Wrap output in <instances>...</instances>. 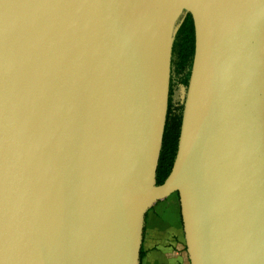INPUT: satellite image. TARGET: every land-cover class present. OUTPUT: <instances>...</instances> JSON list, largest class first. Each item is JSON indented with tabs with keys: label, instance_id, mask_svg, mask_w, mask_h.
I'll return each mask as SVG.
<instances>
[{
	"label": "water",
	"instance_id": "95a60500",
	"mask_svg": "<svg viewBox=\"0 0 264 264\" xmlns=\"http://www.w3.org/2000/svg\"><path fill=\"white\" fill-rule=\"evenodd\" d=\"M174 193L189 264H264V0H0V264H140L146 213Z\"/></svg>",
	"mask_w": 264,
	"mask_h": 264
},
{
	"label": "trees",
	"instance_id": "16d2710c",
	"mask_svg": "<svg viewBox=\"0 0 264 264\" xmlns=\"http://www.w3.org/2000/svg\"><path fill=\"white\" fill-rule=\"evenodd\" d=\"M193 52V23L190 15L186 14L174 36L171 54L170 88L175 85H180L184 90L186 89L193 59ZM183 98L176 104L168 103L156 174L157 185L165 180L175 159L183 111Z\"/></svg>",
	"mask_w": 264,
	"mask_h": 264
},
{
	"label": "crops",
	"instance_id": "0c3cea01",
	"mask_svg": "<svg viewBox=\"0 0 264 264\" xmlns=\"http://www.w3.org/2000/svg\"><path fill=\"white\" fill-rule=\"evenodd\" d=\"M148 217L146 215L142 247L140 253V264H189L183 231L180 235L170 233L171 223L154 226V229L147 230Z\"/></svg>",
	"mask_w": 264,
	"mask_h": 264
},
{
	"label": "rangeland",
	"instance_id": "374dc122",
	"mask_svg": "<svg viewBox=\"0 0 264 264\" xmlns=\"http://www.w3.org/2000/svg\"><path fill=\"white\" fill-rule=\"evenodd\" d=\"M184 89L180 85H175L171 92L169 93L168 103H175L177 100H182V93ZM148 224L147 230L154 229V226H160L164 228L166 222L171 223L170 233L179 234V230H182L181 219H180V210L178 196L176 193L170 195L169 197L160 200L153 207H151L147 213ZM179 227V230H178Z\"/></svg>",
	"mask_w": 264,
	"mask_h": 264
},
{
	"label": "flooded vegetation",
	"instance_id": "af4514ba",
	"mask_svg": "<svg viewBox=\"0 0 264 264\" xmlns=\"http://www.w3.org/2000/svg\"><path fill=\"white\" fill-rule=\"evenodd\" d=\"M172 88H173V87H172ZM172 88H170V92H171V89H172ZM177 102H180V100L175 101V103H173V104H176Z\"/></svg>",
	"mask_w": 264,
	"mask_h": 264
}]
</instances>
